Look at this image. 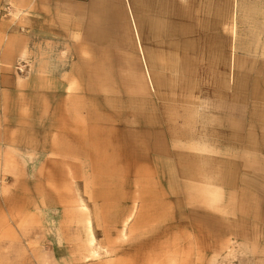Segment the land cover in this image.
<instances>
[{
  "label": "rangeland",
  "instance_id": "1",
  "mask_svg": "<svg viewBox=\"0 0 264 264\" xmlns=\"http://www.w3.org/2000/svg\"><path fill=\"white\" fill-rule=\"evenodd\" d=\"M41 1L0 0V264H264V0L204 26L195 131L148 138L120 81L76 84Z\"/></svg>",
  "mask_w": 264,
  "mask_h": 264
},
{
  "label": "crops",
  "instance_id": "2",
  "mask_svg": "<svg viewBox=\"0 0 264 264\" xmlns=\"http://www.w3.org/2000/svg\"><path fill=\"white\" fill-rule=\"evenodd\" d=\"M30 6L45 15L43 23L74 34L77 48L69 57L76 60V84L83 83L84 73L90 74L93 90L121 82L127 94L123 112L138 115V137L146 138L148 127L156 128L149 135L158 137L168 115L177 123L171 126L173 133L180 128L195 131L194 125L183 124L195 122L189 105L199 96L198 85L186 75L195 73L196 59L205 55L200 44L206 40L204 26L227 24V0H45ZM75 97L79 124L83 101ZM64 100L68 113L72 99L66 94ZM153 143L157 147L159 141Z\"/></svg>",
  "mask_w": 264,
  "mask_h": 264
},
{
  "label": "bare ground",
  "instance_id": "3",
  "mask_svg": "<svg viewBox=\"0 0 264 264\" xmlns=\"http://www.w3.org/2000/svg\"><path fill=\"white\" fill-rule=\"evenodd\" d=\"M90 244H91V242H90ZM91 246H92V245H91ZM93 246H94V245H93ZM94 248H95V247H94ZM90 251H91V254H92V255H96V254H97V252H96L97 250L91 249ZM98 254H99V253H98Z\"/></svg>",
  "mask_w": 264,
  "mask_h": 264
}]
</instances>
